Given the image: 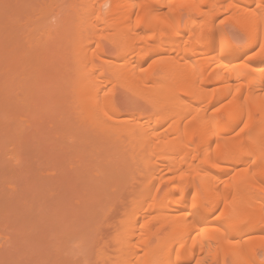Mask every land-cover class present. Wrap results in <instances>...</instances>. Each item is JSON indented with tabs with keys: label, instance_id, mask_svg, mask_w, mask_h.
Wrapping results in <instances>:
<instances>
[{
	"label": "bare ground",
	"instance_id": "obj_1",
	"mask_svg": "<svg viewBox=\"0 0 264 264\" xmlns=\"http://www.w3.org/2000/svg\"><path fill=\"white\" fill-rule=\"evenodd\" d=\"M55 1L58 7L60 0ZM50 3L46 2L48 6ZM52 4L50 8L44 4L41 8V4H38L41 17L36 15L38 17L35 19V15H27V23L22 21V30L18 31L27 44L25 52L36 46L34 42L39 47L35 37L40 32L45 34L47 27L44 21L51 20L45 17L52 13ZM5 5L8 8L9 4ZM74 6H64L67 7L65 11L61 5L60 10L56 9L60 17L55 22L61 19V15L63 21L66 17L62 26H69V20L71 23L74 20L75 26H70L73 25L71 29L76 32L74 37H77L75 40L73 34L69 35L75 43L72 44L73 53L75 51L73 57L77 58V67L67 70L71 72L72 78V71L75 72V77L73 80L66 78L69 80L67 82L72 83L68 86L73 96L68 90L65 93L70 95V99H73L71 102L74 101L79 110H76L79 113L77 118L81 116L82 123L102 131L96 130L100 134L96 137H101L99 144L95 143L96 139H92L91 145L101 147L103 142L111 147V151L115 148L116 153L122 159L127 158L129 163L126 164L127 160L123 163L121 159L118 168H108L107 163L103 168V162L101 169H97L100 156L94 165L99 171L93 164L90 165L92 162H87L96 171L88 167L90 172L86 171L88 169L84 166L86 170L83 169V172H89L85 173L84 178L81 176L83 173H77L82 169L80 162L77 167L79 170H76L78 176L74 171L75 165L70 168L69 174L68 171L64 172L63 164V168L60 166L62 170H58L61 174L58 180L60 186L57 183L58 192L55 191L59 199L63 198L64 202L66 199L70 204L76 200L78 209L82 205L95 209L115 202L124 205L125 194L140 197L139 202H132L122 222L124 238L117 252L127 264L134 260L136 264L189 262L196 256L195 242L189 243L192 236L201 237L198 253L204 250L208 252L212 247H223L221 264H264V258H258L260 253L264 254V0H81L78 8ZM10 10L9 20L20 18L21 21L23 17L19 13L24 15V12ZM6 18L5 23L9 21L7 15ZM12 21L11 24L15 25V21ZM20 21H16L19 26ZM60 22L54 34L61 31L58 34L62 39L61 35L65 37L71 29L65 26L69 28L68 33L62 31ZM228 22L242 31L241 47L226 33L223 25ZM103 42L116 50L115 58L106 57ZM40 47L46 49L45 46ZM254 49L256 53L249 56ZM90 52L95 54L88 57ZM64 54L67 55L65 50ZM29 57L33 59V56ZM41 59L40 62L35 60L36 65L39 63L37 67H40ZM147 60L149 64L145 66ZM28 63L31 65L30 59ZM53 63L49 65L55 66ZM61 63L64 65V62ZM31 68L34 69L33 66ZM62 70L64 73L65 69ZM114 81L122 82L136 94H145V100L151 107L150 113L143 115L135 112L128 117L122 114L118 105L106 93L103 94L106 85ZM35 85L37 87L38 84ZM68 86L66 84L65 87ZM58 91L61 92V89ZM74 104H70V107L74 108ZM9 107L5 110H9ZM15 109L19 111L16 106ZM5 110L3 115L7 118ZM16 110L13 109V114ZM17 111L15 115H18ZM14 117L13 120L16 119ZM3 119L0 122L5 132L8 126ZM3 123L5 126H2ZM20 125L17 132L16 119V133L22 131ZM238 126L240 128L235 134ZM85 141L89 140L85 139L84 145ZM70 145L67 146L69 149ZM60 147L63 148L64 143ZM59 150L63 152L61 148ZM72 155L70 153L67 156L72 158L73 163L67 160L73 165L76 158ZM80 157L77 156V159ZM106 160H109L107 156ZM45 193L47 195L49 191ZM165 228H169V237L161 238L153 245L157 234ZM175 247L176 253L171 259ZM209 261L205 259L202 264H208Z\"/></svg>",
	"mask_w": 264,
	"mask_h": 264
},
{
	"label": "rangeland",
	"instance_id": "obj_2",
	"mask_svg": "<svg viewBox=\"0 0 264 264\" xmlns=\"http://www.w3.org/2000/svg\"><path fill=\"white\" fill-rule=\"evenodd\" d=\"M38 1L39 3L36 4V2ZM54 1L55 0H52L53 2L52 4V2L51 3L49 2V0H33V1L31 0L29 2L28 0H16L15 3L14 0H0V46L3 45L0 48V62L2 61L0 64V89H1L0 100H2L0 101V107H1L0 121H2L3 119L4 116L3 113L5 114V112L3 111L5 109H8L9 104L13 106V107L10 106L9 110H5L7 114V118H5L4 116L3 121L8 126L5 132L3 131L4 127H1V122H0V127H1L0 128V264H127V261L122 257H120V255L117 252L119 248V244L124 238L122 222L124 217L126 218L130 210V207L132 205V202L133 204L136 201L139 202L140 197L138 198L136 196L137 197L136 199L134 195L132 197L131 194H125L123 195L125 199L124 205L123 204L118 205L115 202L110 206L109 204L105 205L104 208L91 209V208H87L88 206L86 207L82 205L79 206L78 209L77 208L78 205L75 203L76 200H74L73 203L71 202L70 204V201L67 202V200L65 199L64 202V199L63 198L59 199L57 195L58 191L56 189H58V185L60 186L58 180L61 176V174L58 173V170L59 172L62 170L60 166H62L63 168V164L65 169L64 172L68 171L67 173L71 174L70 168L72 169V167L75 165V169H74L75 174L77 175V173L78 174L83 173L81 176L82 178H84L83 176H86L85 173L88 174L90 172L89 171L90 169L97 168L95 167L96 166L95 163L99 161L100 156L101 158L100 161L97 163L98 165L97 169H101L100 167H102L103 162L105 164V165L103 164V168H105L107 165L108 168H115V166H117L118 168V166L122 161L123 163H126V160L128 161V159L127 158L122 159L123 157L119 156L118 152L116 153V151L114 150L115 148L114 149L112 148L111 151L110 149L111 147L105 145L102 141H101L102 143L100 144L101 147H98L99 145H95V144H93L92 146L91 143L93 142L90 141L92 139L93 140L96 139L94 140L95 143L97 142V144H99L100 142L99 139L101 137L97 138L96 136L99 134L97 131L98 130L101 131V130L96 129L97 130L96 131L95 128H93L91 125H87L88 123L85 124L82 123V121L80 120L81 116H79L80 118L78 117L79 119L77 118V114L79 115V113L76 112L79 110H77L78 108L74 104V101L71 102V100L73 99H70L71 97H69L70 95L73 96V94L69 92L70 86H68L72 83L67 82L71 79L73 80V78L75 77L74 76L75 72L72 71V74L74 73L72 78V76H70L71 72L68 73V71H71L72 68L75 69L77 67L75 66V62L77 58L76 56L73 57L75 53V51L73 53L74 50L73 47L75 45L73 41L74 39L76 40L77 38L74 37V33L76 32H73V29H71V27L74 25L73 18H71V21L73 20L72 23L69 20L70 18L67 19V21L69 20L68 24L70 23L73 25L70 26L69 24L71 31L68 35L66 34L65 37L64 35H61L64 38V40L63 38L61 39L60 37L61 31L58 32L60 34L56 33V35L54 34L55 33L54 31L56 30L58 31L57 28L60 22L59 20H61L63 17V15H61V19H59L58 22L57 20L55 22V19L60 17V13L57 14L56 9L57 11L60 10V5H61L62 10L65 11L69 6V4L71 6L75 5L74 7L78 8L80 6L81 0H75V2L79 1L78 4H75V2H73L74 0L73 1L60 0L61 3L58 2L59 3L58 7H56L57 4L54 3ZM11 2L13 3L11 4ZM42 2L45 7L47 6L49 8L51 7L52 4V11H51L52 15L50 14L52 17L50 15H48L49 17L48 16L45 17V18H51V20L49 19V22L48 20L47 21L45 20L48 23H45L44 21V25L46 24L47 27L45 29L44 26L45 34L44 32H40V31H39L40 33L37 32L39 35L36 34L35 40L37 38L36 43L38 42V44H40L39 47L34 42V46L35 45L36 46L34 48L32 47L30 50L27 49L28 52H25L27 44L25 43V41H23L24 39L21 37L22 34L20 33V31L22 30V24H23L22 21L23 22L25 21V23H27L25 18L27 15H31V16L35 15L34 18L38 16L41 17L40 10L43 7ZM46 2L48 4L50 3V5L48 6ZM5 3L7 4V6L9 4L8 8L6 7ZM31 3L32 5H30ZM38 4L39 5L41 4L40 5L41 8ZM64 6L67 7L65 8ZM30 8L33 11H31ZM9 9L13 10L15 13L17 10L18 12L20 10L21 12H24L23 13L24 15H22V13H19V15L23 17L21 18V21L20 18L19 19L10 18L11 21L14 19L13 21H15V25L13 21H12L13 23L12 25L11 21L9 20ZM6 15L8 16V20L10 22L8 21L5 23L4 19H7ZM12 16L15 17L16 14ZM219 19L221 20L222 18ZM16 21H20L21 23L20 26H19V22L16 23ZM65 21H66V17L64 21L63 19L61 20L60 22L61 26H62V22L64 23ZM2 22H4V24ZM50 23L52 25L47 26V24ZM65 26L68 25L66 24ZM65 26H62L61 30L62 31L66 30V32L68 33L67 28L69 26L67 28ZM63 27H65L66 29L65 28L63 29ZM223 27L226 33L231 38V40L236 45L241 47L243 44L242 31H240V29L238 30L232 23L230 24V22L225 23ZM50 28H51V33H50ZM6 31L8 32L6 33ZM72 34L74 39L71 38L72 36L71 37L69 36ZM47 37L49 38L46 39ZM20 38L22 39V41ZM73 43L74 45H72ZM23 46H25L24 49ZM40 46H45L46 49H43V47ZM103 46L105 53L107 55L106 57L109 59L115 58L116 50L114 48H111V46H109V44L105 42H103ZM35 50L37 51L35 52ZM64 50L65 52H67V55L64 54ZM23 52L26 53L24 54V56L25 57L27 56L31 60V65L28 63L29 59L27 57L25 58L23 56L22 59ZM37 52L39 54H37ZM92 53L91 52L88 53L87 54L88 57H91L92 55L95 54ZM255 53H256V49L250 52L249 56ZM70 54L71 57L69 56ZM29 56H33V59H31L32 57L30 58ZM35 56L37 58L39 56L38 61L36 60L37 58L35 59ZM52 56L53 59H50L52 58ZM40 57L42 58L41 59L42 61L40 67L39 66L37 67V65L39 64L37 62H40L39 61ZM48 59L51 61L50 63L54 62L53 65L56 64L58 68L56 65L55 66H51L52 64L49 65L50 63ZM35 60L37 61L36 62L37 65L35 64ZM66 61L67 63L65 66ZM32 62L36 65V67L32 64ZM59 62L60 63L64 62V65H62L63 63H61L60 65ZM97 63L101 64L98 61ZM148 64H149V60L145 62V66ZM76 65H78V62ZM101 65L105 66L104 64ZM31 66H33L34 69L31 68ZM6 68H7V72L5 71ZM62 69H65L66 72V73L64 72L65 74L63 73L64 70ZM57 70H59V72ZM60 70L62 72H60ZM23 71L26 72L24 73ZM60 73L61 76H59ZM29 74H31V76ZM66 75H68L69 77L68 76L66 77ZM66 78H68L69 80H66ZM36 79L37 80L39 79V81H37ZM40 81L42 83L41 86H39L41 84ZM35 84H38L37 87ZM66 84L68 88L65 87ZM63 85L65 88L63 87ZM38 86L41 91L38 90L39 89ZM59 86H61L63 89ZM25 87L28 95L25 93L26 92ZM58 87L61 89V92L58 91L59 90ZM33 88L37 91H34ZM29 90L30 92H28ZM67 90L70 94L69 96H67L68 93L67 94L65 93L67 92ZM146 91L147 90H145L144 92ZM62 92L65 93L66 95L63 94ZM103 92H104L103 94L106 93L110 97L113 103L118 105L119 111L122 114L125 113L126 117H128L129 114L131 113L133 114L135 112L140 114L143 113V115H147L151 111L150 105L148 104L147 100H145V94L143 95V93L141 92H140L141 94L140 93L136 94L135 92L128 90L122 82L114 81L107 84ZM22 93H23V98H22ZM24 93L25 95H27L26 97ZM38 94H40V96ZM12 95H13V100H11ZM31 95L36 97H33ZM38 96L40 99L38 98ZM30 97H32L34 101ZM2 98L5 99L4 102ZM37 98L38 100H40L39 102ZM25 100H27V102ZM32 102L34 103V105ZM16 103H18L20 107H18ZM26 103H28V105ZM30 103L32 105H30ZM70 104L72 105L74 104V108L72 106L70 107ZM22 105L25 107H23ZM15 106L16 108H19V111L15 109ZM27 106L30 109L26 110ZM13 109L17 111L18 115H15L16 111H14L13 114L12 112ZM10 110L11 112H9ZM8 114H10V116H12L13 114L12 117L14 116L16 117L17 126H18L17 132L20 130L19 125L21 123L22 126L20 125V128L22 127L21 128L22 131H20V133H16L14 129L16 127L15 117H14L15 120H13L12 117L9 119L10 116L8 117ZM255 117H257V115H255ZM7 119H9V122L7 121ZM82 120L84 121L85 119ZM85 121L87 122V120ZM13 122L15 125H13ZM5 123H3L2 126H5L4 125ZM88 126H90L91 128ZM239 128H240L239 126L236 127L235 134L238 132ZM7 129H9L8 132ZM85 139L89 141L87 142L85 141V145H84ZM22 142L24 144H22ZM88 142L90 145L88 144ZM4 143L5 144L7 143L9 145L7 144L5 145ZM62 143H64V147L66 149L64 147L63 148L60 147ZM77 144H79L80 146ZM82 144L84 145L85 148L82 146ZM69 145H70V149L69 147H67ZM72 145H73V150H72ZM76 146H78V148H76ZM82 147L85 150L82 149ZM59 148H61L63 152H60ZM82 150L84 151L82 152ZM69 151L71 154H73L72 157L75 156L76 158V159L74 158L75 162L73 165L69 163V161L72 162V158L71 159L70 157L68 158V156H70ZM74 152L76 153V155ZM102 152L104 154V157ZM84 154L87 156H84ZM105 155L107 156V158H109V160H106ZM77 156L78 157L81 156L83 160L81 159V157L77 159ZM114 156L116 157L115 160H114ZM112 157L113 159H111ZM67 158L69 159V161L67 160ZM63 159L65 163L63 162ZM92 159H94V162ZM61 162L63 163L61 164ZM67 162L69 164H67ZM78 162L81 163V165L80 163L79 165L80 168L82 166L81 169L82 172L77 168L79 166ZM83 162L86 165H83L84 164ZM87 162L90 163L92 162V163L90 164ZM128 163L129 161L126 164ZM65 164H66V168H65ZM89 164L90 165L93 164L92 166L95 165L94 168L92 166L89 167L90 166ZM84 166L85 168L88 167L90 169L86 168L88 169L86 170ZM83 169L89 172H83ZM95 169L94 171L97 170ZM76 170H79L80 172H77ZM67 173L66 175H68ZM99 173H101V170ZM63 174L65 175V173H62V175ZM45 192H47L48 194L46 195ZM82 202L84 203V201H81V203ZM69 206L71 207V209L69 208ZM221 208L222 206L219 208L217 215L221 211ZM148 215H145V217L148 218ZM217 215H215L214 218H216ZM169 232H170L169 228H165L162 232L157 234L158 237L154 240L153 245H156L158 241L161 240V238H166L167 236L169 237L170 235ZM262 235L264 236V233H262ZM200 238H201L200 236L197 238L192 236L190 238L189 240L190 244L192 243V241L195 242L194 251L196 256L194 257V259L183 264H202V262L205 259H210L208 264H221L220 259L223 254V247H215V248L212 247L210 250H208V252L204 250L198 253V242L200 241ZM176 248L177 247H175V249L173 250L171 259L174 257V254L176 253ZM258 258L259 260H262L264 258V254L260 253ZM131 264H136L135 260L132 261Z\"/></svg>",
	"mask_w": 264,
	"mask_h": 264
}]
</instances>
